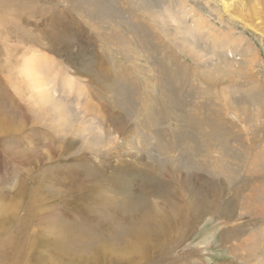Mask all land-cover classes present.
<instances>
[{
  "label": "rangeland",
  "instance_id": "1",
  "mask_svg": "<svg viewBox=\"0 0 264 264\" xmlns=\"http://www.w3.org/2000/svg\"><path fill=\"white\" fill-rule=\"evenodd\" d=\"M225 1L0 0V264H264V0Z\"/></svg>",
  "mask_w": 264,
  "mask_h": 264
},
{
  "label": "bare ground",
  "instance_id": "2",
  "mask_svg": "<svg viewBox=\"0 0 264 264\" xmlns=\"http://www.w3.org/2000/svg\"><path fill=\"white\" fill-rule=\"evenodd\" d=\"M220 1V3L223 5V11H222V13H226L227 11H226V9H227V2L225 1V0H219ZM229 2V1H228ZM261 2V1H260ZM232 3V2H231ZM256 3H258L257 1H256ZM260 4V3H259ZM261 4H263L262 2H261ZM254 6H252L251 8H250V10L252 11L251 13L253 14V15H259V13L256 11V4L254 3L253 4ZM260 6V5H259ZM233 8V7H232ZM229 9V8H228ZM235 10V9H234ZM255 11H256V13H255ZM229 13V12H228ZM263 14H264V12H263ZM234 20L231 16L229 17V20ZM250 64V63H249ZM257 91V90H256ZM261 102H262V100H261ZM132 229V228H131ZM136 229V228H135ZM134 230V229H133ZM141 233H143V230H142V228H140L139 227V229H136L135 231H133V233H131V234H134V235H136V236H140V234ZM262 235V234H261ZM264 236V235H263ZM263 243V242H262ZM263 249H264V246H263Z\"/></svg>",
  "mask_w": 264,
  "mask_h": 264
}]
</instances>
